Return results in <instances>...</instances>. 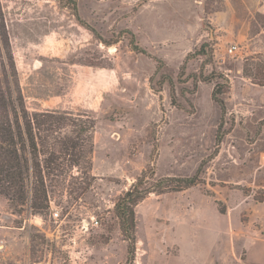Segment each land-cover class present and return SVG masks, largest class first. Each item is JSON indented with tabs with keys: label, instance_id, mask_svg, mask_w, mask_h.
<instances>
[{
	"label": "rangeland",
	"instance_id": "rangeland-1",
	"mask_svg": "<svg viewBox=\"0 0 264 264\" xmlns=\"http://www.w3.org/2000/svg\"><path fill=\"white\" fill-rule=\"evenodd\" d=\"M75 1L93 31L70 0H0L27 109L42 111L36 98L73 87L75 108L53 111L94 123V181L84 194L60 188L40 214H18L0 195V264H124L118 196L148 165L156 176L187 177L203 160L200 183L149 193L135 206L134 264H264V0ZM126 30L146 53L129 48ZM48 34L62 58L43 53ZM203 42L204 54L186 58ZM21 52L29 65L41 63L25 78L31 66H22ZM61 62L115 65L125 89L93 110L95 101L83 99L90 80L73 85ZM216 83L225 85V133L207 160L221 116Z\"/></svg>",
	"mask_w": 264,
	"mask_h": 264
},
{
	"label": "trees",
	"instance_id": "trees-1",
	"mask_svg": "<svg viewBox=\"0 0 264 264\" xmlns=\"http://www.w3.org/2000/svg\"><path fill=\"white\" fill-rule=\"evenodd\" d=\"M70 2L77 21L91 29L79 16L76 1ZM126 31L131 36L129 48L136 53H146L135 41L134 34ZM206 45L203 42L195 53L187 54L186 58L192 56L191 54H204ZM2 51L5 56L0 58V195L6 199L11 210L18 214L23 210H29L30 214H40L51 208V202L59 195L60 188H64L69 195L80 197L92 187L94 123L83 114L27 109L16 82V70L0 5V55ZM200 78L206 81L210 79L204 75H200ZM9 79H12L15 87L9 85ZM165 80L169 83L171 99L174 102L172 79L166 77L163 82ZM224 88L225 85L216 83L211 92L212 99L220 108L221 116L215 133L214 149L207 160L217 154L225 133L223 125L226 108L220 97ZM205 162L203 160V165ZM203 165L199 164L195 173L187 177L156 176L153 167L148 165L118 196L114 203V213L126 242L124 264H134L135 206L138 202L152 192L182 190L200 183ZM218 210L225 213L226 208L223 206Z\"/></svg>",
	"mask_w": 264,
	"mask_h": 264
},
{
	"label": "crops",
	"instance_id": "crops-1",
	"mask_svg": "<svg viewBox=\"0 0 264 264\" xmlns=\"http://www.w3.org/2000/svg\"><path fill=\"white\" fill-rule=\"evenodd\" d=\"M41 41L49 42L51 43V49L48 47L46 51H43V53L46 54V56H54L62 58L63 56L60 54L59 48L55 45L56 44V36L55 35H45ZM50 52V55H47ZM39 53V54H43ZM45 56V55H42ZM21 58V64L24 67L31 66V71L26 68V71L24 73V78L30 75L34 70L41 66V63H35L32 64L27 63V54L24 52L20 53ZM62 64L67 65L66 68H64V75L68 78V80L73 84H77L81 79L80 76H85L90 80V83L93 85V88L90 92H85V95H83V99H93L95 101V104H93L94 109L96 110L98 108V103L102 99H104L106 94H118L122 93L125 89L123 85V79H125L124 76L121 75L120 72H118L117 67L114 65L112 67L108 68H92V67H77L78 65L76 63H67V62H61ZM25 84H28L25 82ZM26 97V96H25ZM27 96L26 98H28ZM33 98V96H31ZM77 98L75 96V92L73 87L64 90L62 93H56L53 96L51 94H47L45 97L41 96L39 98H36L35 100H38V107L39 110L45 111V110H73L75 107L74 99ZM4 251V249L2 250Z\"/></svg>",
	"mask_w": 264,
	"mask_h": 264
},
{
	"label": "built area",
	"instance_id": "built-area-1",
	"mask_svg": "<svg viewBox=\"0 0 264 264\" xmlns=\"http://www.w3.org/2000/svg\"><path fill=\"white\" fill-rule=\"evenodd\" d=\"M234 48H235L234 46L230 47V48H229V52H232V50H233Z\"/></svg>",
	"mask_w": 264,
	"mask_h": 264
}]
</instances>
